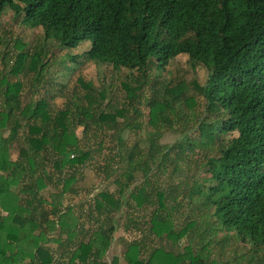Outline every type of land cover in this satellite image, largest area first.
Here are the masks:
<instances>
[{"label": "trees", "instance_id": "trees-1", "mask_svg": "<svg viewBox=\"0 0 264 264\" xmlns=\"http://www.w3.org/2000/svg\"><path fill=\"white\" fill-rule=\"evenodd\" d=\"M5 7L22 26L40 28L44 41L68 50L87 41L83 59L117 74L132 72L129 81L118 85L124 92L119 108L100 105L111 88L105 79L106 84L95 88L77 76L83 96L72 93L56 111L42 99L22 105L20 81L1 80L0 264H119L117 257L102 261L113 233L111 215L122 205L149 209L147 233L169 244L167 251L153 247L143 256L134 240L125 246L124 264H222L210 258L211 238L178 249L188 232L194 239L195 222L174 228L173 188L188 204L206 212L214 230L232 232L227 237L249 245L255 254L264 252V0H0V13ZM179 55H186L192 67L206 69L204 84H165L147 97L146 71L161 72ZM43 58L42 47L18 48L7 73L33 74L37 82ZM64 58L74 61L77 56ZM194 96L201 98L199 114L194 112ZM141 107L147 109L154 136L182 130L191 121L198 137L181 132L172 144L159 145L153 136L141 149L135 144L124 147L118 135L113 157L123 167V181L115 180L119 197L99 192L87 213L103 216L108 224L82 230L81 213L62 207L63 196L76 180L75 168L90 154L79 145L74 129L85 132L92 125L96 131L104 127L137 134ZM232 133L236 136L224 140ZM17 135L22 145L11 161L2 148ZM47 164L61 178V186L46 200L39 192L51 182ZM181 165L190 167L192 174L181 177L176 186L157 184L158 173L169 168L179 174ZM136 180L127 199L122 198ZM55 229L56 240L51 239ZM51 242L63 249V255L40 260L36 250L49 252L45 246Z\"/></svg>", "mask_w": 264, "mask_h": 264}, {"label": "rangeland", "instance_id": "rangeland-1", "mask_svg": "<svg viewBox=\"0 0 264 264\" xmlns=\"http://www.w3.org/2000/svg\"><path fill=\"white\" fill-rule=\"evenodd\" d=\"M44 49V69L41 71L37 82H33V74H27L22 76L12 77L7 73L12 65L14 55L18 51V48L22 50L31 51L32 48ZM88 49V42L85 41L78 45L75 49H63L56 46L55 43L49 40H43L42 31L40 28H26L19 23V17H13L12 11L5 7L0 13V82L6 80L8 82L20 81V102L22 105L33 100H44L49 109L56 111L66 104L67 97L72 93L78 98H81L84 94V90L77 86L76 77L78 76L82 82L92 87L99 86L100 83H111V88L107 90V95L104 100L100 102L102 107L116 106L121 107L122 98L124 92L119 89L118 85L122 80L129 81L131 72L130 70H124V73L117 74L107 66L95 65L82 58V54ZM65 55L70 57L77 56L72 61L64 58ZM145 94L148 95L156 90H161L162 86L168 84L170 87L177 82H185L192 87V82L198 85L204 84L207 78L206 69L201 66H191L188 62L186 55H179L172 59L168 65L161 72L158 71H146ZM32 79V80H31ZM105 83V82H104ZM106 84V83H105ZM134 85V84H133ZM150 88V89H149ZM2 87L0 86V91ZM148 89V90H147ZM192 94V90L189 91ZM194 102L196 103L195 114H199L202 109L201 98L194 96ZM86 105V100L83 101ZM141 122L140 129L137 134L125 129L119 134L115 129L109 130L102 127L101 130L96 131L94 126H89L85 132H82V128L75 127L74 134L79 140V145L83 149L90 152L89 158L81 165L75 168L74 177L75 182L71 185V192H68L63 196L62 207L69 206L73 209L74 213L80 212L82 217L79 220V225L82 230H93L101 225L103 216L97 217V215H89L88 210L92 206L93 198L99 192H107L118 198L117 185L115 180L123 181L120 177L123 170L122 164L117 165V158L113 157L116 152L115 139L119 135L124 147L130 148L134 144L138 148H145L147 141L153 138L154 134L151 128L147 125L146 113L147 109L141 107ZM118 124H121V119H117ZM194 125L191 121L186 122L182 127V130L173 131H161L157 136L156 142L159 145H170L180 136L181 132H187L191 138L198 137L196 131H194ZM22 130H20L21 134ZM7 131L3 133V137L7 136ZM236 134H227L224 140H229L235 137ZM20 137H16L14 142L3 146V150L7 152V155L11 161L16 160L18 147L22 145ZM46 171L48 175L51 174L50 184L39 192V195L47 200L48 195L58 192L61 186V178H57V174L51 171L50 164H47ZM112 168L108 178H105V174ZM180 173H171L168 168L163 174H157V184L164 188L169 184L170 186H176L182 181L181 177L192 174V169L189 167L180 166ZM188 168V169H187ZM180 175V176H179ZM169 176V177H167ZM138 180L131 183L128 188L122 192V198L127 199L128 189H131L133 185L137 184ZM175 196V202L172 205L174 208L171 210L172 222L174 228L177 230L183 227L189 221L195 222L194 234L192 239L188 234L182 238L178 243V249H181L187 243L193 244L200 242V244L206 243L211 238L213 242L210 244L212 256L215 260H219L222 264H264V252L259 251L256 254L253 253L252 248L249 245L242 244L233 238L232 232L221 233L214 230V223L211 219L206 217V212L203 209H198L196 204H188L187 200L182 199V193L179 189L172 191ZM47 208V206H45ZM154 208V207H153ZM149 209L145 211H138L134 208L129 209L126 205H122L116 213L111 215V224L113 225V233L111 235L110 246L105 252L102 262H109L112 257H117L119 264H124L122 260V254L125 246L134 240L139 241L141 251H144V255L148 253L153 247H160L167 251L169 244L165 240H157L152 238L147 233L146 221L148 219ZM50 219H53L52 217ZM108 224L107 222L105 225ZM212 230V231H211ZM213 233V235H211ZM57 230L51 234V239L56 240ZM211 235V236H210ZM229 236V237H227ZM79 237V236H78ZM81 238V237H79ZM223 243L218 245L216 242L222 241ZM45 248L48 251L36 250V255L40 260L44 259L49 254L53 257L60 256L63 249H57L56 243H48ZM69 253V252H68ZM63 255V254H62ZM61 255V256H62ZM65 262L68 261V257H65ZM64 259L62 260L64 262ZM25 264V263H23Z\"/></svg>", "mask_w": 264, "mask_h": 264}, {"label": "built area", "instance_id": "built-area-1", "mask_svg": "<svg viewBox=\"0 0 264 264\" xmlns=\"http://www.w3.org/2000/svg\"><path fill=\"white\" fill-rule=\"evenodd\" d=\"M26 264V263H25Z\"/></svg>", "mask_w": 264, "mask_h": 264}]
</instances>
